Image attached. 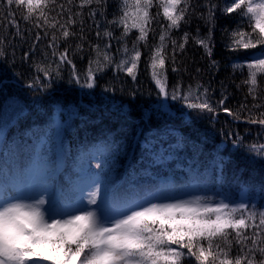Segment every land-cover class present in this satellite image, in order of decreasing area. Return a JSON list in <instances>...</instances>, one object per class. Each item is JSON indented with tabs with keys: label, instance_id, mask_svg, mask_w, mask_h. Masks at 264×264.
<instances>
[{
	"label": "snow or ice",
	"instance_id": "snow-or-ice-1",
	"mask_svg": "<svg viewBox=\"0 0 264 264\" xmlns=\"http://www.w3.org/2000/svg\"><path fill=\"white\" fill-rule=\"evenodd\" d=\"M109 4L110 0H0V61H6L11 54L15 65V40L24 42L25 31L31 34L29 29L20 28L16 18L19 12L25 24L44 32L43 37L36 32L31 47L20 58L33 69L26 87L47 92L53 83L63 79L64 65L71 68L68 82L87 89H94L98 76L109 68L135 80L142 56L139 46L143 43L149 47L151 25L162 17L167 23L159 35L160 44L149 51L157 94L201 113H215L219 107L239 118L238 113L224 107L228 98L224 82L220 83L224 91L214 107L210 85L196 81L185 87L178 81L169 88L165 70L166 58H170L173 72L187 71L177 67L176 52H182L190 38L211 56L218 12L220 16L235 13L243 27L238 25L231 33L230 49L261 50L258 56L233 64V70L247 68L243 83L249 85L248 93L254 100L257 90L264 92L258 82V76L264 80V0H116L111 19ZM84 9H88L87 13ZM194 17L203 21L208 29L206 35L201 36L197 25L195 36L184 32L179 42L171 38V30L190 24ZM74 26L78 31L72 30ZM9 28L14 30L10 34ZM86 28L95 32L98 42L87 40ZM114 28L121 30L119 37L114 35ZM133 30L138 35L130 49L127 37ZM70 36L80 41L71 54V45L60 51L58 43L60 39L66 42ZM166 37L172 45L170 57L164 54ZM42 39L48 41L47 50H42L44 59L30 62ZM113 39L117 41L116 53L111 51ZM86 41L89 59L81 73L74 57L86 51ZM210 67L218 70V62L212 60ZM195 71L199 74L202 70ZM260 101L253 108L264 109V95ZM247 122L264 128V110L258 116L250 113ZM242 143L243 138L237 137L233 146ZM139 146L142 158H154L156 162L164 159L156 142L146 139ZM6 147L0 133V148ZM246 149L253 157L264 159V144L250 143ZM88 176L85 187L90 191L86 201L82 194L72 203L61 204L46 175L27 178L33 185L32 194L23 195L22 171L18 167H0V264H264V199L259 204L235 201L222 190L208 195L164 188H124L110 186L96 174Z\"/></svg>",
	"mask_w": 264,
	"mask_h": 264
},
{
	"label": "trees",
	"instance_id": "trees-1",
	"mask_svg": "<svg viewBox=\"0 0 264 264\" xmlns=\"http://www.w3.org/2000/svg\"><path fill=\"white\" fill-rule=\"evenodd\" d=\"M115 2L110 0L108 19L115 11ZM84 11L87 13L88 9ZM217 15L211 56L190 38L184 50L176 52L177 67L187 71L173 72L171 59L166 58L167 83L169 88L178 81L185 87L195 85L196 81L206 87L210 85V100L217 107L216 102L224 91L220 83L224 82L228 97L224 107L238 113L239 118L219 107L215 113H201L157 94L149 51L160 44L159 35L167 23L162 17H157L151 25L149 47L143 43L139 46L142 56L135 80L125 72L109 68L98 76L94 89H87L68 82L71 68L64 65L63 79L53 83L47 92L30 89L26 84L33 69L20 58L31 47L36 32L40 31L41 37L44 32L25 24L18 12L16 18L20 28L29 29L31 34L25 31L24 42L19 38L15 40V65L11 62V54L6 61H0V133L7 145L0 148V167H18L25 177L20 188L28 195L32 194L33 187L27 179L29 170L34 171L32 178L46 175L61 204L74 202L81 164L88 175L96 174L110 186L164 188L184 193L195 189L199 194L208 195L222 190L235 201L244 196L247 202L259 204L264 199V159L253 157L246 146L264 144V128L247 120L250 113L258 116L264 110L253 108V104L261 102L260 96L264 92L257 90L254 100L248 93L249 85L243 83L247 79V68L234 71L233 64L258 56L261 49L231 50V33L238 25L243 27V21L235 13L220 16L218 12ZM86 23L89 22L86 20ZM197 25L201 36L206 35L207 27L194 17L190 24L171 30V38L179 42L184 32L190 37L195 36ZM72 30L78 31V26ZM243 30L248 29L244 27ZM13 31L8 29L9 34ZM113 31L115 36H120V29ZM85 35L88 41L98 42L94 31L86 28ZM137 35L138 32L133 30L127 37L130 49ZM47 42V39L39 42L30 62L44 59L42 50H47ZM79 42L71 36L66 42L60 39L59 50L71 45V54ZM164 43V54L170 57L172 45L167 37ZM112 45L111 51L116 53L115 39ZM85 50L74 57L76 69L81 73L87 68L89 59L87 41ZM115 58L119 60L120 55L116 54ZM212 60L218 62V70L210 67ZM197 68L202 70L199 74L195 71ZM14 72L21 75L14 77ZM258 82L264 89V80L259 76ZM109 87H114L115 91H105ZM237 137L243 138V143L234 147L233 141ZM146 139L156 142L158 150L164 152L162 161L142 158L143 150L139 145ZM97 164L101 166L98 168Z\"/></svg>",
	"mask_w": 264,
	"mask_h": 264
},
{
	"label": "rangeland",
	"instance_id": "rangeland-1",
	"mask_svg": "<svg viewBox=\"0 0 264 264\" xmlns=\"http://www.w3.org/2000/svg\"><path fill=\"white\" fill-rule=\"evenodd\" d=\"M33 172H34L33 169L29 170V177L32 178ZM89 179H90V177L86 173L85 166L83 164H81L79 176H78V178L76 180V187H75L76 192L73 194V197L75 199H78L79 196L83 194L84 197H85V201H86V199H87V192L90 191V189H87L85 186H86V184H87V182H88ZM82 188L85 189L83 193L81 192V189ZM21 194L28 195L23 190L21 191ZM187 194H199V193H197V191H195V189H192V190L188 191ZM242 199L246 201V198L244 196L240 200H242ZM240 200H238V201H240Z\"/></svg>",
	"mask_w": 264,
	"mask_h": 264
}]
</instances>
